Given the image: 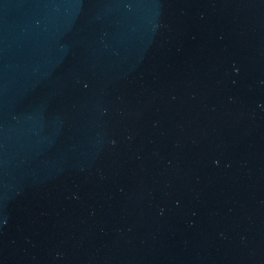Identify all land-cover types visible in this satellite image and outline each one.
Wrapping results in <instances>:
<instances>
[{
	"label": "water",
	"instance_id": "95a60500",
	"mask_svg": "<svg viewBox=\"0 0 264 264\" xmlns=\"http://www.w3.org/2000/svg\"><path fill=\"white\" fill-rule=\"evenodd\" d=\"M0 264H264V0H0Z\"/></svg>",
	"mask_w": 264,
	"mask_h": 264
}]
</instances>
